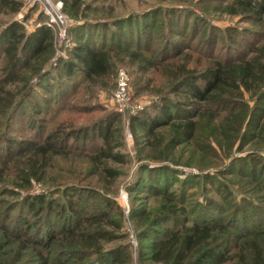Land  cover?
Wrapping results in <instances>:
<instances>
[{
  "label": "rangeland",
  "instance_id": "rangeland-1",
  "mask_svg": "<svg viewBox=\"0 0 264 264\" xmlns=\"http://www.w3.org/2000/svg\"><path fill=\"white\" fill-rule=\"evenodd\" d=\"M80 1L83 5L78 19L88 22L87 25H84L86 23H82L81 26L74 25L75 19L63 12L65 3L71 0H23V8L19 13L11 15L9 10L0 11V30L15 22L23 28L21 31L30 33L41 23H45V17L48 16L47 24L50 25V14L61 12L68 19V23L62 28L50 25L54 31L55 49L48 62L51 66L48 67L49 69L54 67L52 69L54 73H63V68H56L58 63L67 59L74 61V49L84 43L83 38L87 35L96 38L101 34L99 28L104 26L100 22L110 23L106 24L109 33L105 30L108 39L111 29L124 35V27L128 28L127 25L134 32L140 26V31H147L144 36H149V41L141 45L138 41L140 49L136 48L135 43V47L130 51L151 57L161 67L159 70L152 69L147 72L136 64L133 65L134 63H130L129 66H125V62L119 64L123 60L133 62L134 59L126 57L123 51L114 49L113 53H116L119 62L118 67L114 78L103 83L89 82L82 75L76 74L72 83L64 81L60 89L53 88V83L47 79L27 77L24 82H12L9 79L11 76L0 74V89L12 90V95L0 96V99L4 100L0 103V138L6 141L0 142V151H4L9 145L12 148L9 154L8 151L0 152V156H3L1 162H6L11 168L9 170V167L0 163V224L5 222L10 229L19 228V233H16L22 234L19 241L14 238V234L10 238H5L0 231V263L17 264V258L25 255L31 261L26 263L37 264L35 255L39 258L40 252L44 257L59 259L63 253L59 252L58 248L67 237L69 231L67 227L64 228L63 237L58 235L52 239V243L57 247L45 249L40 243L42 241L48 243V236L62 228L58 223L67 217V211L63 212L62 216L60 208L64 206L66 209V204L62 202L69 201L68 196L71 198L80 196L85 205L91 202L107 210L109 216L105 217H110L121 228L114 231V228L105 227L110 237L116 239L104 243V246L108 249L128 248L133 264H161L152 259L153 238L163 237L171 230L180 229L185 223L188 225L198 223L202 226L212 223L218 226L227 225V232L231 237L228 248L231 255L236 252L234 248L236 243L254 238L257 234L262 236L264 104L258 105L259 118L250 122L251 127L244 131L246 135L240 141L238 140L240 135L236 131L240 118L230 119L234 126L232 137L229 140L226 137L225 139L219 137L222 145L220 146L215 140L216 130L211 122V116L200 113L198 107L189 106L186 101L178 103L179 99L184 102L183 95L188 94L187 89L179 87L177 93L165 92L158 83L159 75L163 74V65L168 64L161 63L162 59L178 51V57L168 59L170 64L181 66L186 59H190L195 68L204 69L212 62L209 60L210 56L205 55V50L217 54L219 58L214 55L215 60L224 62L226 55L230 56L228 60H247L253 56L250 49L259 51L264 49V17L259 15L255 17L252 12L244 13V8L241 7L244 1H251L253 6L257 5L260 8L263 0H239L242 4H239L238 0ZM230 10L238 12V15L230 14ZM116 21L119 23L117 26ZM76 27L78 29H75V33ZM167 40L175 41L178 47L175 50L165 49L162 53ZM95 41H98V38ZM111 42L107 41L109 44ZM201 43L208 46L204 47ZM230 51L235 53L230 55ZM1 56L0 67L3 65ZM261 56L264 58V50ZM120 70L128 74L131 91V99L123 111L116 108L114 101ZM144 73L146 82L142 84ZM137 76L140 91L135 89ZM30 84L34 85L36 91L28 93L25 99H22L7 125L10 113H3L1 110L5 109L13 96L25 94V86ZM37 84H48L51 90L46 91L43 87H37ZM159 97L163 100L167 97L180 104L179 114L175 113L174 117L173 107L163 105ZM248 99L249 96L245 100L250 102L248 106L251 112L255 101ZM166 109L171 110L173 114L172 122L187 118L197 121L199 130L194 141L175 145V141H170L171 127L160 126L154 131L152 146L146 144L148 140L144 126L151 118L162 119L161 123L167 122L168 117L164 113ZM229 109L227 106L215 108L225 110L220 111L224 112L223 114H228L226 111ZM233 110L237 113L239 108ZM111 121H114L113 125L117 130L116 142H122V146L116 152L122 153L126 158L124 164H112L121 172L113 184L89 177L84 165L87 162L86 153L82 151L84 142L76 140L70 145H73L74 149L78 148L73 149L70 155L59 151L58 155L48 157L49 167L45 169L37 166L32 171L36 177L30 179L28 186L27 178L16 183L17 169L24 170V165L29 163V155L25 156L26 151L31 149L33 144L43 141V136L48 132L55 133L56 138H64L65 133L73 129L81 127L92 129L88 139V143L91 141L88 148L91 149L102 143L98 137L99 126L103 122ZM236 138V145L231 148V142ZM55 143L59 150L64 147L61 141L55 140ZM164 152L172 155V161L156 162L147 159L149 153L159 156ZM39 161L44 162V159L40 157ZM158 168L167 169L162 173ZM39 196L54 200L55 203L51 207L54 213L50 212L49 215V207L45 201L38 202ZM104 200L112 202L113 205H106ZM28 202L34 205L32 209L26 206ZM162 206L180 211L175 217L161 219L159 208ZM92 207L83 206L87 213L94 210ZM76 208L81 209L78 206ZM134 212L141 217L139 220L133 218ZM30 224L32 228H29ZM96 228L90 229L92 234L102 229L100 225ZM254 232L257 234L253 235ZM247 233L249 235H244ZM93 260L94 258L80 254L70 256L66 264L83 262L88 264ZM64 261L66 260L63 256L55 264H64Z\"/></svg>",
  "mask_w": 264,
  "mask_h": 264
},
{
  "label": "trees",
  "instance_id": "trees-1",
  "mask_svg": "<svg viewBox=\"0 0 264 264\" xmlns=\"http://www.w3.org/2000/svg\"><path fill=\"white\" fill-rule=\"evenodd\" d=\"M22 1L23 0H0V11L5 12L9 10L11 15L19 13L23 8ZM238 2L242 4L239 0ZM244 2L243 5H241V7L244 8V13L252 12L255 17H257L256 15L264 17V0L260 8H258L257 5L253 6L251 1ZM82 5L83 3L80 0H71V2L65 3L63 12L75 19L74 25L80 24L81 26L82 23H86L84 25L88 24V22L78 19ZM229 13L238 15V12L234 10H230ZM45 19V23H41L30 33L21 31L23 28L15 22L0 30V55H2L1 58L3 62V65L0 67L1 75L5 74L11 76L9 79H11L12 82H24L27 77L28 79H32L33 77L44 80L47 79L48 82L53 83V88L59 87L60 89L64 81L66 83H72L76 74L82 75L89 82L97 81L98 83H103L105 80L114 78L118 67L117 63L119 62H117L116 53H113L114 49L121 50L126 57L134 59L133 62L123 60L119 64L125 62L124 65L129 66L130 63H134L133 65L136 64L137 67L147 72L152 69L159 70L161 67V65L151 57L137 51H130L131 48L135 47V43L136 48L140 49L138 41L140 45L142 43L146 44L149 41V36H144L147 34V31H140V26H138L134 32L130 26L127 25L128 28L124 27V35L120 34L121 32L111 29V35L108 39L105 30L109 33L106 24L110 23L107 21V23L100 22V24L104 26V28H102V26L99 28L101 29V31L99 30L101 34L97 35L96 38L87 35L83 38L84 43L76 46V49H74V61L72 59L68 61L67 59L58 63L56 68H63V73H54L52 71L54 67L50 69L48 67L51 66V63L48 65V62H50L54 55V31L52 27L47 24L48 16L45 17ZM117 22L118 21H116L115 24L116 26L119 25ZM137 23H139V21ZM75 29L77 30L78 27L74 28L76 33ZM97 38L98 41H95ZM108 40L112 42L109 44L107 43ZM201 44H204V47L208 46L205 43ZM246 46L249 47L250 45ZM177 47L178 43L167 40L162 53H164L165 49L175 50ZM263 50L264 49L260 51L259 49H250V54L252 53L253 56L247 58V60H228L230 56L226 55L225 59H223L224 62L215 60L213 56H217V54L205 50V55H208V57L210 56L209 60L212 62L204 69L195 68L190 59H186L181 66H175L173 63L170 64L168 59L171 57L175 58V56L178 57V51L172 54V56L162 59L161 63L166 62L168 64L163 65V74L159 75L158 84L162 86L165 92L171 91V93H177L179 87L187 89L186 92L188 94L183 95V97H185L183 98L184 102H181V99H179L178 103H185L186 101L187 104L189 103V106L198 107L200 113L203 112L211 116V122L216 130L217 138L215 137V140L220 146L222 145L218 139L219 137L222 139L226 137L227 140L232 137L231 132L234 126L231 124L230 119L239 117L240 122L236 131L237 134L240 135L238 138L240 141V139L246 135L244 131L251 127L250 122H252L253 119L259 118L258 115L260 112H258V108H260V106L258 105L264 104V58L261 56ZM233 52L235 53V51H230L229 54L231 55ZM217 58L219 57L217 56ZM137 75L139 76V74ZM145 75L144 73L141 81L142 84L146 82ZM138 76L135 79L136 91H140ZM49 86L48 84H37V87H43L46 91L51 90ZM34 88V85H26L25 94L20 96L21 93H19L17 96H13L10 102L7 103L5 109L1 110L3 113H10L7 125L11 122L17 105L22 102V99H25L24 97H26L28 93H34V91H36ZM129 92H131L130 86ZM4 94L12 95V90L0 89V96ZM247 96H249L248 100L255 101L254 109L251 110V112L248 106L250 102L245 100ZM164 98L165 100L160 98L162 101L161 103L165 106L170 105L173 107L175 110V117V113L179 114V110H181L180 104L167 97ZM2 102H4V100L0 99V103ZM223 106L230 108L226 111L228 114L220 112L225 110H215L216 107ZM236 107L239 108L237 113L233 112V109ZM164 113L167 114V122L164 123L163 121L161 123L160 121L162 119L155 120L151 118L143 128L148 140L146 143L148 146H152L154 131L160 126L171 127L172 133L170 141H175V145L187 144L196 139L195 135L199 130L196 120L187 118L172 122L171 116H173V114H171V110L169 111L166 109ZM113 123L114 121L103 122L99 126L98 137L101 139L102 143L91 149L88 148V144L91 143V141L88 143V139L90 138L89 134L92 129L87 130L85 127L73 129L66 132L64 138H56L55 133L48 132L43 136V141L38 144H33L31 149L26 151L25 156L29 155V163L24 165V170L19 171V169H17L18 176L16 178V183L18 184L22 179L27 178L26 185L28 186L30 184V179L36 177V174L32 173V171L37 166H41L45 169L49 167L48 162H50V159L48 157L51 155H58L59 151H63L65 154L70 155L74 149V146L70 145V143L76 140L78 142H84L82 151L86 153L85 158L87 162L84 165L89 177H93L94 180L107 182L110 185L113 184L120 176L121 172L117 168H114L112 164H124L126 162L125 156L120 152H116L122 146V142H116L117 138L115 134L117 130H115ZM141 125L143 126L144 123L142 122ZM133 133L135 135V130H133ZM2 139L3 138H0V142L6 143V141ZM55 140L57 142L61 141L64 145L61 150L57 148ZM236 140L237 138L231 142V148L236 145ZM77 148L78 147L75 149ZM11 149L9 145L4 148V151L1 150L0 152L8 151L7 153L9 154ZM2 157L3 156H0V163L9 167L6 162H1ZM40 157L44 159V162L39 161ZM147 159L156 162L172 161V155L164 152V154H159V156H153L149 153ZM10 169L9 167V170ZM158 169H160L162 173H165L167 168ZM68 197L69 201L66 200L62 202L66 204V209L64 206L60 208L62 210V216L63 212L67 211V217L59 220L58 225L60 224L62 226V228H59L57 231L59 234H57V232L52 235L50 234L48 236L49 242L43 243L42 241L40 244L42 246L44 245L45 249L48 247V249H51L53 246L57 247L56 244L52 243V239H55L58 235L63 237L64 228L67 227L66 229L69 230L67 232V237L58 248L59 252L62 251L63 253L60 258L63 256L65 257L66 261H64V264L67 263L70 256L73 257L80 254L81 256L94 258L90 263L87 262L88 264H133L132 256L128 252V248L123 250L119 247L108 249V247L104 246V243H109L116 239L110 237L111 235L105 230V227L114 228V231L121 228V226L113 222L110 217H105L108 215V212H106L107 210L97 206L94 202V204L87 202L85 205L84 200H82L80 196H75L73 198L70 196ZM37 200L38 202H46V205L49 207V215L50 212H55L51 208L55 203L54 200H50L45 196H39ZM75 200L76 202H74ZM56 202L60 203V201L57 200ZM49 203H51L50 206L48 205ZM104 203L110 206L113 205L112 202L107 200H104ZM94 205L97 207H92ZM26 206L31 209L34 207L31 202H28V205L26 203ZM76 206L81 207V209L76 208ZM83 206L84 208L92 207L94 210L87 213ZM173 209L174 208L167 209L166 206L159 208L161 219L175 217L180 210ZM139 217L140 216L134 212L133 218L139 220ZM5 221L9 222L6 219ZM13 223L14 222H11V224ZM214 224L215 223L202 226L198 223H193L191 225L185 223L180 229L171 230L163 237L158 236L153 238L151 247L152 259L161 264H264V232H261L263 233L262 236L254 232L253 235L257 234L256 237L236 243L234 245L236 252L231 255V251L228 249L231 241L230 234L227 232L228 226H218ZM98 225H100L102 229L92 234L90 229H97L96 226ZM29 228H32L31 224ZM0 231L5 238H10V236L14 234V238L21 241L20 237H22V234H17L19 233V228L13 227L10 229L4 222L0 224ZM12 231H14V233H12ZM244 235L249 234L247 233ZM116 249H119V251ZM38 254H40L39 258L35 255L36 261H38L36 262L37 264H55L60 260V258L52 259L51 257H44L41 252ZM16 261L17 264H28L26 262H31L25 255L20 256Z\"/></svg>",
  "mask_w": 264,
  "mask_h": 264
},
{
  "label": "built area",
  "instance_id": "built-area-1",
  "mask_svg": "<svg viewBox=\"0 0 264 264\" xmlns=\"http://www.w3.org/2000/svg\"><path fill=\"white\" fill-rule=\"evenodd\" d=\"M50 17V25H55L59 28H62L65 27V25L68 23V19L61 12H54L53 14H50ZM60 36L63 37V34H61ZM130 99L131 96L129 92V76L124 70H120L118 75L117 89L114 96L116 108L120 111H123Z\"/></svg>",
  "mask_w": 264,
  "mask_h": 264
}]
</instances>
